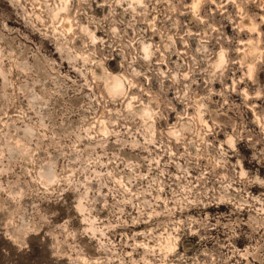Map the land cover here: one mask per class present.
Here are the masks:
<instances>
[{
	"label": "rangeland",
	"instance_id": "374dc122",
	"mask_svg": "<svg viewBox=\"0 0 264 264\" xmlns=\"http://www.w3.org/2000/svg\"><path fill=\"white\" fill-rule=\"evenodd\" d=\"M142 1L69 0L66 33L58 0H0V264H264V0ZM141 43L155 54L130 79ZM101 67L128 79L125 96L106 93ZM128 102L152 112L153 135ZM218 214L245 223L231 239L224 218L200 228Z\"/></svg>",
	"mask_w": 264,
	"mask_h": 264
},
{
	"label": "bare ground",
	"instance_id": "6f19581e",
	"mask_svg": "<svg viewBox=\"0 0 264 264\" xmlns=\"http://www.w3.org/2000/svg\"><path fill=\"white\" fill-rule=\"evenodd\" d=\"M58 1H59L58 3H55V7L52 10H50V16H51L52 20H57L58 21L57 24H59V27L62 28V31H64L66 33H71L73 31V29H74V24L72 23V20L70 19V17L67 15V13H68V4H69L68 1L69 0H58ZM45 2L47 3V0H44V3ZM122 2H125L126 5L129 6V8L131 10H133V11L135 10L134 5L141 6L143 4L142 0H117L118 5H120ZM200 2H201V0H195L194 1V3L191 6L193 11L197 10ZM247 23L248 22H246V24ZM243 27H241V28H243ZM248 27H249V25H248ZM252 27H254V26H252ZM251 29L252 28H248V31L251 30ZM55 30H56V27H55ZM80 30H81V33L86 34V35L89 36V39L91 40L92 44H94L97 41V38L95 37V35L90 34L89 30L85 26H81ZM141 50H142L141 52L143 53V55H149L152 52L150 50V47L148 45L144 44V43H141ZM253 51H254L253 48H251L250 51H249V54L252 55ZM217 56L218 57H217L216 60H218L217 63H218V66H219L220 64H222L224 62L225 57H224V54L221 53V51L219 52V55H217ZM214 65H216V64H214ZM220 66H222V65H220ZM215 67H217V66H214V68ZM247 70H248V72H247L248 75H250L252 73V71H253V63H249L247 65ZM92 74H93L95 79L101 80L103 82L104 89H105L106 93L111 98L116 99V98H120V97H123V96L126 95L127 89H128L127 84L129 85L130 82L128 81V79L124 75L111 74L104 67H101V69L98 72H97V70L95 68V70H92ZM202 106H203V104L200 101H198L197 102V107H196L197 108L196 109L197 110V113H196L197 114V119H198V121L200 123L204 124L206 128H209L208 124L206 123V121L202 117V110H201ZM127 107L129 109H131L133 111V113L135 115H137L142 120V124L144 125V129L146 131H148L150 134L153 135V133L155 132V119L153 117L152 112L149 109H147L146 107L141 106V105L138 106V107L133 106L131 102L127 103ZM263 127H264V124H263ZM99 131L100 132H105V128L102 127ZM167 134L170 135L175 140H179V138L183 136L182 129L181 130H179V129L177 130L176 128H172L171 131L169 130V133H167ZM200 136L201 135H198V138H200ZM226 142H227L228 145L233 146V143H232L231 139H228ZM244 174H245L244 171L241 170L240 175L244 176ZM176 240H177L176 237L170 235L169 237L164 239V242L159 244L158 250L160 252H163L164 255L165 254H173L175 252V250L177 249ZM152 251L154 252V250H152Z\"/></svg>",
	"mask_w": 264,
	"mask_h": 264
},
{
	"label": "clouds",
	"instance_id": "9594fccd",
	"mask_svg": "<svg viewBox=\"0 0 264 264\" xmlns=\"http://www.w3.org/2000/svg\"><path fill=\"white\" fill-rule=\"evenodd\" d=\"M155 54V48H153L152 52L149 55H142L140 52H136L133 54L132 56V60L129 62L128 64V69L126 71V75L130 78V79H135L136 77H138L140 75V73L136 72L135 69L133 68V64L137 61H149L151 55ZM157 78L159 79V83H160V95H165L167 91L170 90V88H165L164 86V79L163 77H161V74L159 72L156 73ZM169 79H171V75L169 74L168 76ZM181 79H182V74H181ZM177 83V81H173V86ZM195 83V80H192L191 82L184 84L183 89H180L177 91V98L184 103L185 105H189L190 103L194 102V97L195 94L192 92L191 90V84ZM171 87V86H170ZM209 99V97H205L202 99L201 103L204 102V100ZM151 103V102H150ZM163 103V101L161 102ZM167 103H171L170 101ZM167 107V104H165V109ZM156 111L160 112V118H163L164 116V110H162L159 105H157ZM134 115V114H133ZM262 132H264V127H262L261 129ZM236 138V140L238 141L240 139L239 134L238 133H234L233 134ZM221 156H224L225 153H220ZM237 177L239 176V173L235 174ZM234 182H238V181H234ZM226 195V192L224 193ZM204 193L202 192L201 194H196L192 196V199L189 200L187 197L185 198V207H188L190 204H195L197 206L200 205L201 203V199L203 197ZM220 200V196L214 194L213 197L211 198V200H209V203H218ZM232 202L233 203H238L237 201H235L234 198H232ZM264 211V210H262ZM208 216H211V214H207ZM212 219H216L217 220V225H213L209 222V219H202L199 221V225L201 229L207 230L211 227L214 226H219V221L221 218H224L228 221V225H224L225 227H228L229 225L231 226L229 228V231L231 232V236H235L237 230L242 229V226L244 225V221L242 219L237 218L236 220L232 219V215L231 214H218L215 217H211ZM192 221L191 219H189L186 222V227L188 224H191ZM252 226V225H250ZM256 228H264V220H261L260 223L255 225Z\"/></svg>",
	"mask_w": 264,
	"mask_h": 264
}]
</instances>
